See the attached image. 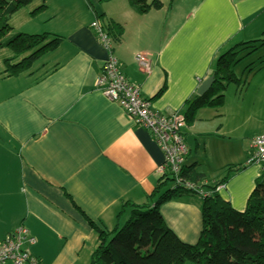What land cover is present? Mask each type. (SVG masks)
<instances>
[{
    "label": "crops",
    "instance_id": "1",
    "mask_svg": "<svg viewBox=\"0 0 264 264\" xmlns=\"http://www.w3.org/2000/svg\"><path fill=\"white\" fill-rule=\"evenodd\" d=\"M159 1L160 8L138 13L129 0H89L91 6L86 0H45V8L32 15L42 3L32 0L8 17L11 32L62 37L19 74L3 72L4 58L13 56L9 48L0 58V241L23 224L35 238L29 249L41 264H89L97 244L89 220L110 230L124 201L151 207L148 195L160 176L163 153L150 133L96 86L108 51L90 28L93 20L122 27L120 34L111 30L113 53L156 109L183 112L218 55L242 42L233 71L244 64L264 95V43L248 42L264 37V0ZM138 52L150 56V72L139 69ZM218 111L202 106L186 123L185 166L200 173L206 186L230 172L217 191L244 210L263 173L247 163L252 137L238 150H245L246 159L236 165L242 168H224L237 148ZM255 131L264 132V123ZM201 203L200 195L182 192L160 205L164 221L184 242L199 237Z\"/></svg>",
    "mask_w": 264,
    "mask_h": 264
},
{
    "label": "trees",
    "instance_id": "2",
    "mask_svg": "<svg viewBox=\"0 0 264 264\" xmlns=\"http://www.w3.org/2000/svg\"><path fill=\"white\" fill-rule=\"evenodd\" d=\"M31 1L0 0V48L6 47L13 52L12 57L4 58L3 72L8 75L29 69L40 55L55 48L62 40L61 36L49 32H11L9 15ZM86 2L91 6L89 0ZM129 2L138 13L162 6L159 0ZM44 8L45 0H42L30 13L37 14ZM102 16L98 14V17ZM106 25L110 32L120 34L122 31L121 26L117 27L110 21ZM248 42L261 44L264 43V37ZM241 44L244 43L228 47L215 59L210 72L214 77L213 83L206 93H196L185 101L182 113L186 123L193 120L196 109L221 104L222 91L227 84L233 82L237 86L241 85V80L233 71L234 64L239 61L238 48ZM18 56H21L20 59L14 60ZM164 89L165 84L154 97ZM241 168L237 167L236 170ZM229 173L213 185L200 183L201 187L209 189V193L202 197V227L195 243L182 241L168 227L160 213V205L182 192L196 191L173 186L172 178L163 174L148 195L154 198L151 207L124 201L116 215L117 223L110 230L102 229L89 220L97 235V244L91 252L89 264H264V180L256 182L245 209L238 210L217 191V186L228 179ZM184 175L196 183L202 178L192 166L184 167Z\"/></svg>",
    "mask_w": 264,
    "mask_h": 264
},
{
    "label": "built area",
    "instance_id": "3",
    "mask_svg": "<svg viewBox=\"0 0 264 264\" xmlns=\"http://www.w3.org/2000/svg\"><path fill=\"white\" fill-rule=\"evenodd\" d=\"M90 28L98 43L108 51V57L97 76L96 86L106 98L116 102L136 126L150 133L163 153V160L156 167L157 172L171 177L173 186L194 190L201 197L206 196L209 189L201 187L200 182L196 183L184 175L189 154L183 131L186 125L184 114L180 111L163 112L154 108L151 100L142 96L139 87L122 71L113 53L114 36L107 29L106 23L95 19L90 23ZM135 60L141 71L150 72L152 60L148 54L138 52ZM247 163L258 165L260 171L264 172V132L252 138ZM220 186L221 184L217 186V190ZM34 242L35 238L26 226H16L0 241V264H41L29 249Z\"/></svg>",
    "mask_w": 264,
    "mask_h": 264
},
{
    "label": "rangeland",
    "instance_id": "4",
    "mask_svg": "<svg viewBox=\"0 0 264 264\" xmlns=\"http://www.w3.org/2000/svg\"><path fill=\"white\" fill-rule=\"evenodd\" d=\"M26 5L22 6L24 7L23 9H26ZM23 9L21 10L22 12L24 11ZM21 11L19 13H22ZM14 32H18V30ZM6 51L9 52L10 50L5 48L2 52L0 49V58L7 56L2 55ZM242 65L244 64H241L240 67H235L234 70L236 76L241 80V85L237 86L233 82H230L222 91L223 102L219 105H211L212 107L219 108L218 117L223 119L222 126L225 130L231 129L229 136L235 141L237 148L234 159L230 161L231 163L225 165L224 168L226 170L240 164V162H244L246 157L243 160L241 159L243 151L245 154V150L238 151L240 145H242V141L259 134L255 133V130L258 131L264 123V95L261 82L256 76L253 79H249L248 73ZM262 173L261 180H264V172Z\"/></svg>",
    "mask_w": 264,
    "mask_h": 264
},
{
    "label": "water",
    "instance_id": "5",
    "mask_svg": "<svg viewBox=\"0 0 264 264\" xmlns=\"http://www.w3.org/2000/svg\"><path fill=\"white\" fill-rule=\"evenodd\" d=\"M213 79H214L213 74H211L208 77H206L204 80H202L199 86L197 87L196 90L197 94L202 95L206 93V91L211 87L213 83Z\"/></svg>",
    "mask_w": 264,
    "mask_h": 264
}]
</instances>
